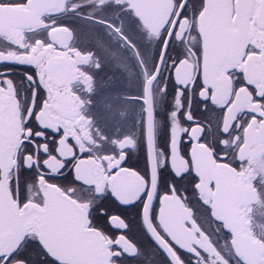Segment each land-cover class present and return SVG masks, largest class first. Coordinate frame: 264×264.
Listing matches in <instances>:
<instances>
[{
	"label": "flooded vegetation",
	"instance_id": "af4514ba",
	"mask_svg": "<svg viewBox=\"0 0 264 264\" xmlns=\"http://www.w3.org/2000/svg\"><path fill=\"white\" fill-rule=\"evenodd\" d=\"M170 1L167 18L159 26L163 0H27L26 4L2 6L0 36L33 51L39 47L40 55L46 58V67L50 63L60 64L62 58L70 61L73 74L66 72L63 81L55 82L62 89L57 93L55 106L59 116L47 113L43 119L51 127L57 124L64 127L59 140L62 156H72L74 149L89 153L76 162V175L84 184L96 185V191H104L109 176L106 169L119 162L117 154L123 158L120 150L128 148L138 152L147 136L152 183L144 202L143 226L137 218L133 231L127 234L137 241L139 248L124 235L95 229L108 240V251L113 241L126 251L138 250L135 259H125L123 264H166L163 254L145 236L144 228L175 264H184V260L169 240L192 253V256L181 255L193 264H240L243 261L232 249L231 235L216 216L232 214L233 210L223 202L228 192L229 196L239 195L247 200L252 191L251 202L244 204L248 208L245 218L252 237L263 247L255 264H264V121L245 119L241 115L245 109L260 106L250 103V91L235 86L234 76L228 74L233 67L247 66L248 78L259 81L264 91V60L257 56L240 65L238 59L221 75L210 73L215 70L211 65L203 70L202 40L197 32L199 0ZM134 8H139L140 17L133 12ZM213 36H218V40L213 41ZM181 38L183 43L177 45ZM101 42H108L106 48ZM48 46V51L42 50ZM176 47L181 49L179 55ZM205 49L210 56L221 55L226 60L239 57L235 42L224 35L222 27L210 33ZM0 50L7 51L9 58L32 59L10 49L4 39H0ZM173 80L187 87L191 112L186 109L184 115L196 122L185 124L184 118L169 112L173 123L169 162L177 175L188 172L191 167L199 179H193L190 173L188 179L192 183L182 182L183 186L171 194L162 191L153 219L150 208L157 191L156 169L164 163L163 153L154 147L155 136L160 133L164 113L173 105ZM165 84L168 93H165ZM182 95L176 90L177 112L182 107ZM185 131L193 140L190 160L176 148ZM67 137L72 138L71 143ZM220 151L226 154L227 160H217ZM50 164L53 169L60 166L55 159ZM212 164L222 168L220 177L211 176ZM226 170L234 172L237 178H228ZM136 176V186L132 189L136 194L132 198L130 191L122 199L124 203L134 200L145 187L144 179L137 173ZM230 182L235 184L229 185ZM55 183L63 186L58 189L81 205L87 216L90 202L81 201L80 185L71 180ZM26 195L29 203L41 199L35 186H29ZM127 219L132 223L131 216ZM109 222L121 229L128 226L118 214L110 215ZM109 254L110 258L114 253L109 251ZM36 264H42L39 257Z\"/></svg>",
	"mask_w": 264,
	"mask_h": 264
},
{
	"label": "snow or ice",
	"instance_id": "6c2138e0",
	"mask_svg": "<svg viewBox=\"0 0 264 264\" xmlns=\"http://www.w3.org/2000/svg\"><path fill=\"white\" fill-rule=\"evenodd\" d=\"M26 3L27 0H0V17L4 15L2 6ZM203 3L204 0H199V7H203ZM187 7L186 4L185 8ZM221 7V27L224 35L235 42L239 64L243 65L249 58L257 56L264 60V0H222ZM0 39H4L10 49L17 50V54L32 57L30 60L13 59L9 58L7 51L0 50V129H4L8 122L14 118L19 120L22 129L14 153H5L0 150V210L5 208L11 210L14 202L16 210L22 209L27 215L39 219L54 217L57 211L56 204L55 202L51 204L45 202L41 185L46 184L62 188V185L55 182L71 180L72 183L80 185L82 189L81 201L90 202L87 212L88 223L84 225V230L108 229L117 235H124L138 249L137 241L131 239L127 234L133 231V224L137 218L143 226L144 202L152 183V167L147 136H145L138 152L133 153L131 149L122 148L120 151L124 153L123 158L120 159L117 154L119 162L106 169L109 176L118 173L121 168H125L136 172L144 179L145 187L134 200L127 203L122 202L113 189L107 186V182L102 192L95 190L96 185L84 184L76 175V162L78 159L86 158L89 153L74 149L72 156H62L59 152V140L64 133V127L60 124L51 127L43 119L47 113L59 116L55 106L58 103L57 93L62 91L50 79L45 56L40 55L39 47L33 51L31 47L24 48L22 44L6 39L4 36H0ZM41 43L43 44L44 41ZM182 43L183 38L176 42L177 45ZM171 44L172 39L170 38L169 45ZM167 50L165 48V53ZM175 51L179 55L181 49L176 47ZM172 59L175 60L176 57ZM228 74L234 76L235 86L244 87L250 91V103L260 106L258 109H245L241 115L245 119L264 121V91H261L260 82H253L248 78L247 66L233 67L228 70ZM172 84L173 105L164 113L161 130L155 136L154 143V147L159 149V153H163L164 163L162 166L158 164L156 169L157 191L150 208V215L153 219L157 213L156 204L162 191L165 194H171L174 189L183 186L182 182L192 183V180L188 179L190 173L193 179H199V176L192 172L191 167L188 172L177 175L169 162L173 147V123L169 112L175 113L178 118H184L185 124L196 122L194 119L188 120L184 115L186 109L191 112V98L186 95L188 93L187 87L181 86L174 80ZM176 90L183 93L181 96L182 107L179 112L176 111L175 107ZM168 92L169 88L165 84V93ZM13 101L15 102V110H13ZM4 139V136L0 134V146H2ZM67 141L71 143L72 138L67 137ZM192 143L193 140L186 131L181 134L176 143L177 150L189 160ZM222 148L223 146H221ZM216 158L221 161L227 160L223 151H220ZM53 159L60 162L58 168L53 169L51 166L50 161ZM104 163L107 164L108 162L105 161ZM29 186H35L41 197L40 201H33L34 204L38 205L37 207L29 206V196L26 195ZM183 190L187 191V188L184 187ZM63 191L67 192L68 189L63 188ZM113 214L120 215L128 226L121 229L112 225L109 222V217ZM129 216H131L132 223H129L127 219ZM64 227L69 234H72L79 226L68 222ZM80 234L84 236L86 231H81ZM144 234L163 254L166 264H175L168 252L151 238L146 228H144ZM169 243L177 255L184 260V264H193L181 255L186 253L188 256H192V253H188L186 249L181 248L171 240ZM109 251L114 253L109 258V264H123L125 259H135L138 255V250L136 252L126 251L122 245L115 243V241L109 245ZM38 257L42 264H67V262L51 255L35 235L27 233L10 252H0V264H36Z\"/></svg>",
	"mask_w": 264,
	"mask_h": 264
},
{
	"label": "water",
	"instance_id": "95a60500",
	"mask_svg": "<svg viewBox=\"0 0 264 264\" xmlns=\"http://www.w3.org/2000/svg\"><path fill=\"white\" fill-rule=\"evenodd\" d=\"M222 0H204L197 16V32L202 40V67L203 70L208 65L215 67V70L210 71L212 74L221 75L224 70L234 65L239 57H233L226 60L224 56H210L208 49H205L207 40H210L215 28L221 27L222 16ZM170 1L164 0L163 17L159 21V26L164 23L169 12ZM133 12L140 17L139 8H134ZM211 28L213 31H211ZM218 37V36H217ZM213 36V41L218 38ZM59 43L58 41H56ZM42 50L48 51L49 46ZM32 58V57H31ZM59 58V57H58ZM57 58V59H58ZM62 58V57H61ZM51 64V67H50ZM47 65V70L50 73V79L55 82L64 80L66 72L73 74L71 63L66 62L63 58L61 63H50ZM69 68V69H68ZM68 69V70H67ZM209 74V73H208ZM13 110H15V102L13 101ZM20 125L19 120L14 118L9 121L4 129H0V134L4 136V141L0 150L7 152H15V147L19 143ZM262 138V137H261ZM111 166V165H109ZM211 176L220 177L219 168L216 165H211ZM228 172V178H237L231 170ZM240 175V174H239ZM136 173L129 169H120L118 173L108 176L107 182L109 187L113 189L118 198L127 197L134 190ZM228 183L229 185H234ZM238 183V182H237ZM247 184H244V186ZM44 193V199L47 204L55 202L56 214L54 217L47 219H39L35 216L27 215L24 211L16 210L13 202L11 210L5 208L0 210V252H10L16 247L24 234L35 235L48 249L49 253L59 260L67 262V264H108L109 251L107 248L108 240L95 229L84 230V225L88 223L86 213L83 207L76 203L72 198L51 185H41ZM131 191V192H130ZM228 196L223 199L229 210H233L226 217L219 215L216 218L221 221L229 231L231 238V246L235 254L247 264H255L259 256L263 252L261 243L252 237L248 229V220L245 218L248 208L245 205L251 202L253 191L249 199L244 200L242 196ZM134 191L130 194L132 198L135 196ZM240 194V192L238 193ZM245 204V205H244ZM241 205V207H239ZM30 207L38 205L30 202ZM214 209V208H213ZM216 210V208L214 209ZM68 222L78 225V229L69 234L64 225ZM81 231H86V235L82 236ZM258 244V248L253 247Z\"/></svg>",
	"mask_w": 264,
	"mask_h": 264
},
{
	"label": "rangeland",
	"instance_id": "374dc122",
	"mask_svg": "<svg viewBox=\"0 0 264 264\" xmlns=\"http://www.w3.org/2000/svg\"><path fill=\"white\" fill-rule=\"evenodd\" d=\"M102 44L101 45H103L102 47L103 48H106V45H108V42H101Z\"/></svg>",
	"mask_w": 264,
	"mask_h": 264
}]
</instances>
